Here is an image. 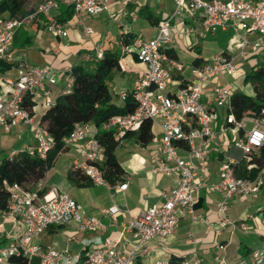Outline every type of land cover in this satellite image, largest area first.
I'll use <instances>...</instances> for the list:
<instances>
[{"label":"built area","instance_id":"built-area-1","mask_svg":"<svg viewBox=\"0 0 264 264\" xmlns=\"http://www.w3.org/2000/svg\"><path fill=\"white\" fill-rule=\"evenodd\" d=\"M64 1L73 7L76 17L90 18L106 11L111 0ZM58 7V1L45 0L28 16L0 14V62L11 65L0 71V143L3 135L12 134L20 126L31 131L35 142L9 152L7 156L10 159L22 152L45 159L55 144L41 121L42 114L37 115V108L45 111L54 106L53 87L59 81V71L49 65H33L17 57L13 41L18 29L28 25L36 15L49 14ZM185 12L194 22L184 24L180 29L176 21ZM46 29L53 35L67 36L64 24L56 20L47 24ZM84 29L91 36L92 29ZM219 29L233 30L236 35L233 47L238 51L237 56L222 52L211 60L186 65L169 54L175 47L176 33L199 40ZM251 35H257V38L250 40ZM263 39L264 0H175L173 13L159 21L153 38L137 37L130 44L121 46L122 54L135 56L145 67L131 87L136 109L127 115H115L99 126L93 122L75 123L64 142L67 148L78 146L82 160H75L71 169L81 171L95 184L108 186L99 166L104 157L99 134L112 132L119 147H126V135L139 130L143 122L149 120L152 133L156 127L160 130V135L153 133L152 139L160 146L156 170L166 176H175L174 187L162 193V201L129 216L122 223L118 237L87 244L81 256L72 257L34 241L51 226L71 223L76 224L79 232H96L102 228L101 220L89 217L83 206L68 193L56 188L45 190L42 181L31 187L5 184L10 200L7 208L0 211V216L23 226V232L12 237L9 243L0 245V264H19L11 263V257L29 260L36 257L41 264H134L138 260L145 264L149 260L148 264H174L170 258L152 259L157 248L155 240L165 241L175 234L183 211L189 210L195 217L196 194L206 187L202 181V170L211 156V144L219 136L231 133L247 170L257 168L255 159L264 146V117L253 119L252 127L245 129L243 119L237 121L229 110L233 93L227 84L212 87L214 105H210L205 96L213 79L242 73L243 64L237 61V57L245 60L251 55L261 54ZM96 55L102 57L103 49L97 47ZM64 80L63 93H66L73 86V78L67 74ZM127 95L124 91L118 96L123 102ZM26 102L31 103L33 113ZM221 109L225 110V125L217 132L214 124ZM241 130L243 134L239 135ZM234 163L230 159L223 160L218 180L209 185L214 191L224 194V199L218 204L221 213L219 234L227 227L243 231L249 229L246 221H236L227 215L229 202L235 195L246 198L256 194L264 184L263 172L253 179L238 177ZM127 186L128 182H124L116 188L125 191ZM120 211L117 205H112L104 213L115 220ZM219 247L225 249L224 245ZM216 260L225 262L220 256ZM175 264H203V259L194 248L189 256ZM234 264H264V247L254 249L248 257H241Z\"/></svg>","mask_w":264,"mask_h":264},{"label":"crops","instance_id":"crops-1","mask_svg":"<svg viewBox=\"0 0 264 264\" xmlns=\"http://www.w3.org/2000/svg\"><path fill=\"white\" fill-rule=\"evenodd\" d=\"M31 1L30 5H28L29 0L26 1L20 16L32 14L42 2V0ZM56 1L59 3L57 9H53L46 15H36L35 24H33L34 18L28 25L19 28L20 30L28 27L27 30L32 36V41L24 47L14 46L13 44L16 56L30 64L38 66L49 65L59 71V81L53 87L54 96L56 97L63 91L65 86L64 78L72 65L89 58L87 51L96 50L97 47L117 50L121 54L122 71L120 72H123L129 78L127 89L117 92L114 98L115 103L122 104L118 95L131 89L134 81L145 68L143 64L136 60L135 56L121 53V46L127 44L125 40L130 44L133 39L141 37L133 30V22L140 19L149 21L146 18L149 14L160 20L169 17L175 9V0H111L108 9L98 16L90 18L82 16L78 18L74 13L71 20L60 22L64 24L67 30V36L65 37L53 35L46 29L47 24L50 22L57 21L58 17L66 18L68 15V4L64 0ZM99 17L109 21L110 24H115V27L112 30H110V27L105 29L97 24L93 27L91 24ZM193 22L194 19L189 17L187 12L176 21L180 29L184 24ZM153 26L152 35L145 40H149L156 35L157 25ZM85 27L92 29L91 36L85 33ZM230 35L233 37L231 51L222 50L219 53L226 52L237 56L238 51L233 47L236 35L232 29L218 30L216 33L209 34L206 38L199 40L176 33V44L173 53L177 60L186 65L194 64L196 59H199L198 62L208 61L218 53H215L211 59L204 58L200 55L203 49V42L207 39L222 42ZM249 38L254 40L257 35H251ZM262 49L261 55H264V42ZM261 55L254 54L245 60L237 57V61L242 63L243 66L245 62H250L251 66L255 61L261 62V58H259ZM262 59L261 63L264 64V57ZM223 77L225 76L218 77V80H216L217 78L213 79L206 88L207 96L205 98L210 105H214L211 89L215 84H227L232 93L241 91L248 94L244 88V76L237 75L233 83L220 79ZM248 95H253V89L252 93ZM43 113L44 111L41 114ZM253 119L251 117L243 119L245 129L252 127ZM223 125H225V110L221 109L219 110V119L214 124V128L219 132ZM20 128L21 130L25 129L23 126H20ZM29 132L32 140L33 136L30 130ZM153 133L154 135H160L159 128L153 129ZM242 134L243 130L239 132V135ZM31 143L32 141L28 144ZM211 148V156L202 170V181L206 187L196 194L195 217L189 210L183 211L180 214L179 225L175 234L165 241L155 240L157 248L152 259L175 258L178 262L182 258L189 256L196 248L203 259V264H234L239 258L248 257L254 249L264 247V184L256 194L246 198H240L235 195L229 202L227 215L236 221H246L249 229L247 231L241 229L232 230L227 227L220 234L218 233V222L221 217V213L218 211V204L224 199V194L214 191L209 185L218 180L219 168L223 160L230 159L235 162L236 174L240 170L243 171V167L247 170V166L242 158L241 151L233 142L231 133L219 136L211 144ZM159 150L160 146L155 142L142 147L128 141V146L119 147L117 151L118 160L125 171L123 181L118 182L114 186L109 184L108 186L99 185L92 181H90L89 185L78 186L76 180L73 181L68 177V173L71 170L72 163L75 160L81 161L82 157L78 146L68 147L66 151L59 155L56 164L46 172L45 177L41 181L45 186V190L56 188L60 192L68 193L83 206L89 217L101 220L102 228L96 232H79L74 223L66 226H51L34 242L75 257L83 254L84 247L87 244L118 237L122 223L129 216L136 215L141 210L162 201V193L169 192L175 185V176H166L156 170ZM51 171H55L61 179L57 182L49 181ZM260 172H263L264 179V168ZM124 182H128L126 190H118L116 186ZM112 205H117L121 209L117 213L115 220L104 213ZM257 205L260 206L254 210ZM22 232L23 226L16 225L11 220H3L0 216V245L9 243L12 237L19 236ZM252 236H255V238L250 240ZM259 238L263 241H260ZM234 240L238 241V246L235 250H232L231 246ZM220 245H224L225 249L221 250ZM218 256L224 257L225 262L219 263L216 260ZM31 261V264H41L36 257L32 258ZM149 262L150 260L146 264ZM63 264L69 263L64 262ZM134 264L145 263L138 260Z\"/></svg>","mask_w":264,"mask_h":264},{"label":"trees","instance_id":"trees-1","mask_svg":"<svg viewBox=\"0 0 264 264\" xmlns=\"http://www.w3.org/2000/svg\"><path fill=\"white\" fill-rule=\"evenodd\" d=\"M27 0H0V14H6L10 17L22 14V8ZM68 15L66 18L58 17V22L71 20L74 10L68 5ZM146 18L151 24L157 25L160 21L149 14ZM36 18L33 24L36 23ZM28 28V27H27ZM27 28L18 29L15 34L14 46L24 47L31 43L32 36L28 33ZM132 40V39H131ZM128 44V41L125 40ZM88 59H83L74 63L68 72L73 78V86L69 92L63 91L55 97L54 106L44 111L41 116L42 123L46 126L54 140V147L49 152L47 158L29 156L22 152L13 159L8 156L0 162V211L5 210L10 200V192L6 185L17 183L21 186L35 185L41 181L46 172L51 169L57 162L59 155L67 150L64 139L70 134L73 126L77 122H93L97 126L107 121L115 115H127L136 109V102L133 98L131 89L126 90L127 96L122 104L114 102L111 92V83L114 74L122 71L120 62L121 54L119 51L106 48L103 49L102 57L96 55V50L87 51ZM169 54L176 58L171 51ZM196 59L194 63H197ZM10 64L0 62V71L10 68ZM250 83L253 89V95L244 92H234L231 100V111L234 113L237 121L245 117L254 119L264 117V64L258 61L253 62L250 70L243 77V83ZM29 110L33 113L31 103L26 102ZM99 141L104 149V157L99 164L103 177L107 183L114 186L124 180L125 171L122 168L117 150L118 142L112 132H102L99 134ZM153 133L151 122H143L139 130L129 132L126 140L139 146L145 147L152 142ZM257 168L247 171H238L237 176L243 178H255L264 168V146L260 150V156L255 159ZM236 168V166H234ZM68 177L75 181L78 186L89 185L90 180L79 170H70ZM176 263L175 258L171 259ZM11 263L31 264L32 261L26 258L11 257Z\"/></svg>","mask_w":264,"mask_h":264},{"label":"rangeland","instance_id":"rangeland-1","mask_svg":"<svg viewBox=\"0 0 264 264\" xmlns=\"http://www.w3.org/2000/svg\"><path fill=\"white\" fill-rule=\"evenodd\" d=\"M45 0H42L44 2ZM31 0H29L28 5L31 4ZM41 2V3H42ZM102 17V16H101ZM99 17L98 19H95L93 21V24H91L93 27L94 25H100L104 27L105 29H108L110 27V30H112L115 27V24H110L109 21L103 20ZM133 30L135 33L143 37L144 39L149 38L153 31H154V26L149 23L146 19H140L139 21H135L132 24ZM221 30V29H219ZM264 40V39H263ZM233 41L232 35L227 36L222 42H219V40H205L203 42V49L200 55H202L206 59H211L215 53H219L222 50L224 51H231V43ZM264 42V41H263ZM34 51V50H33ZM38 53V51H36ZM261 55V54H260ZM263 55V54H262ZM259 56L261 58V62L263 61V56ZM38 61V60H37ZM250 62H245L243 66V72L238 74L241 76H244L247 74L250 70ZM237 77V75L234 76H225L223 78L224 81H228L230 83H233L234 79ZM129 78L127 75H124L123 72L117 71L115 73L114 80L111 83V92L113 95V98H115V95L117 92H120L122 90L127 89L129 85ZM218 80V78L216 79ZM246 92L248 94L252 93V88L251 84L248 82L244 86ZM118 101V100H117ZM121 102V100L119 99ZM43 112V109L37 108V115L39 116ZM25 129L21 130L20 127H17L11 135H3L1 137V143H0V162L2 161L3 158L7 157L8 153L11 152L14 149H21L25 144H28L29 142L32 141V143H35L33 141V138L31 140V135L29 132V129L27 127H24ZM118 151V150H117ZM49 181H58L61 179L59 175L55 173V171H51L49 175ZM28 187H31V185H27ZM262 205V204H261ZM260 205H257L254 210L258 209ZM253 240L255 236L251 237ZM260 241H263L261 238H259ZM263 243V242H262ZM238 246V241L234 240L231 246V249L235 250V248Z\"/></svg>","mask_w":264,"mask_h":264}]
</instances>
